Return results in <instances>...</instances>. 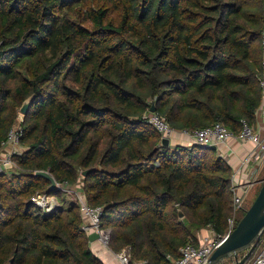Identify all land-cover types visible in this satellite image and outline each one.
<instances>
[{"label":"trees","instance_id":"obj_1","mask_svg":"<svg viewBox=\"0 0 264 264\" xmlns=\"http://www.w3.org/2000/svg\"><path fill=\"white\" fill-rule=\"evenodd\" d=\"M263 30L264 0H0V147L34 97L25 151L0 174V264H103L79 205L37 171L81 181L109 248L134 262L172 264L202 230L224 235L232 168L212 148L164 146L146 115L178 132L254 127ZM36 193L59 206L46 214Z\"/></svg>","mask_w":264,"mask_h":264},{"label":"built area","instance_id":"obj_2","mask_svg":"<svg viewBox=\"0 0 264 264\" xmlns=\"http://www.w3.org/2000/svg\"><path fill=\"white\" fill-rule=\"evenodd\" d=\"M262 44L264 50V30L262 32ZM259 85L264 98V61L262 72L259 77ZM146 118L149 124L161 135V138H167L170 142L174 140L176 135L180 134L182 137L190 138L192 140L190 147L196 145L204 148H211L213 146L218 148L220 145L227 143L229 140H238L241 143H249L251 146V150L248 152L247 157L240 164V169L232 174L231 190L233 193V215L228 219L226 233L224 235H220L211 229L206 230L207 233L199 236L197 243L191 240L180 249V259L172 260V264H210V259L213 253L220 247L225 238L236 228L237 212L246 211L244 209V203L249 199L254 188L252 181L254 183L256 182L258 175L264 166V133H258L252 126H249L245 122L242 123V129L239 135L233 134L222 123H216L210 127L195 130L193 132H178L173 130L169 123L157 112H149L146 115ZM23 120L24 116L19 112L17 124L9 131L6 139L1 143L0 174L17 169V166L13 162V157L22 152L21 141L24 137V130L21 127V123ZM242 168L248 170L246 179L251 180L250 184L243 182V175L241 173ZM77 185L80 190L75 191L74 193L75 202L79 205L83 218V230L88 236L93 233H98L100 236L99 242L109 248L111 233L102 229L100 225L103 208H93L89 206L86 196L82 191V182L79 181ZM57 187L63 191L71 188L70 186H59L58 184ZM31 203L48 214L57 208L56 204H58V201L56 198L46 194L36 193L31 198ZM115 256L119 260L120 264H149L146 260L134 262L132 259L131 249L128 247L122 249L118 253H115ZM247 264H264V249Z\"/></svg>","mask_w":264,"mask_h":264},{"label":"water","instance_id":"obj_3","mask_svg":"<svg viewBox=\"0 0 264 264\" xmlns=\"http://www.w3.org/2000/svg\"><path fill=\"white\" fill-rule=\"evenodd\" d=\"M33 99L34 97H31L24 102L20 109V114L23 116L27 115ZM150 112L156 113V108L152 107ZM162 144L169 146L170 140L163 138ZM211 148L217 150L215 146ZM89 172L85 171L82 175L85 177ZM35 176L49 181L51 183L50 190L58 189L55 178L48 171H37ZM259 184L260 190L251 207L245 211L244 217L234 231L225 238L220 247L213 253L210 264H225L229 260H233L234 264H247L254 255L264 234V179ZM180 217H183L181 212ZM99 239L98 233L89 235L91 243ZM241 253L245 254L242 258H239ZM12 262L13 260H11Z\"/></svg>","mask_w":264,"mask_h":264},{"label":"crops","instance_id":"obj_4","mask_svg":"<svg viewBox=\"0 0 264 264\" xmlns=\"http://www.w3.org/2000/svg\"><path fill=\"white\" fill-rule=\"evenodd\" d=\"M264 61V56H263ZM258 133H264V98L262 99V104L259 110L256 113V125L253 127ZM192 144V140L190 138L182 137L180 134L174 137V140L170 142L171 146H186L190 147ZM251 150V146L248 143H241L238 140H229L227 143L220 145L216 152L217 155L224 159L227 164L232 168V171H238L240 169V164L247 157L248 152ZM243 175V182L246 184H250L251 180H247L246 177L248 175V170H241ZM261 175H264V166L262 167L256 182L253 183L254 187L260 185L259 183L263 180ZM207 231H203L199 236L205 235ZM90 248L93 254L103 263V264H120L119 260L115 256V252H113L110 248L104 246L101 242L95 241L93 243L90 242Z\"/></svg>","mask_w":264,"mask_h":264},{"label":"rangeland","instance_id":"obj_5","mask_svg":"<svg viewBox=\"0 0 264 264\" xmlns=\"http://www.w3.org/2000/svg\"><path fill=\"white\" fill-rule=\"evenodd\" d=\"M21 151L24 152V151H25V148L22 147V148H21ZM3 173H4V172H3ZM261 177H264V175H261L260 178H261ZM261 179H264V178H261ZM78 190H80V188H78V185H77V186H74V187H71V188H69V189H66V190H64L65 194L63 195V197L65 198V200H66L67 202H68V201H75V194H74V193H75V191H78ZM259 190H260V185H258L257 187H254V188H253V190H252V192H251V194H250L249 199L246 200L245 203H244V209H245V210H248V209L251 207V205H252V203L254 202V200H255V198H256V196H257ZM54 198H55V197H54ZM56 206L58 207V206H59V203L56 204ZM244 215H245V212H244V211H239V212H237V224H236V227H237L238 223L240 222V220L244 217ZM209 229H210V228H209ZM209 229H204V230H202L200 233H198L197 237L199 238V235H200L203 231L206 232V230H209ZM263 249H264V234L262 235L261 242H260L259 246L257 247V249H256V251H255V253H254V255H253L252 258L250 259V261H251V260H252V259L258 254V253H260ZM244 254H245V253H241V254H239V258H242V257L244 256ZM225 264H234V261H233V260H229V261L225 262Z\"/></svg>","mask_w":264,"mask_h":264}]
</instances>
